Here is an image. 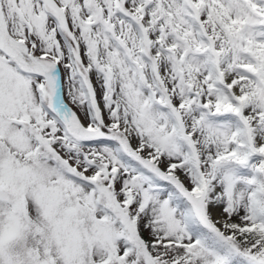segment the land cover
<instances>
[{
    "label": "snow or ice",
    "instance_id": "6c2138e0",
    "mask_svg": "<svg viewBox=\"0 0 264 264\" xmlns=\"http://www.w3.org/2000/svg\"><path fill=\"white\" fill-rule=\"evenodd\" d=\"M0 264H264V0H0Z\"/></svg>",
    "mask_w": 264,
    "mask_h": 264
}]
</instances>
